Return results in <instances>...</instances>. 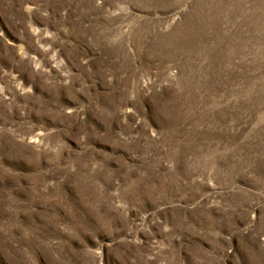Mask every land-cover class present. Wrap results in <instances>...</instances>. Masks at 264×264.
I'll return each mask as SVG.
<instances>
[{"label":"rangeland","instance_id":"374dc122","mask_svg":"<svg viewBox=\"0 0 264 264\" xmlns=\"http://www.w3.org/2000/svg\"><path fill=\"white\" fill-rule=\"evenodd\" d=\"M0 264H264V0H0Z\"/></svg>","mask_w":264,"mask_h":264}]
</instances>
